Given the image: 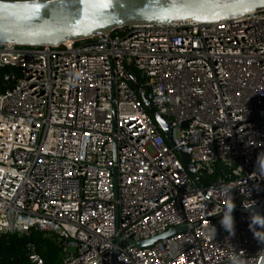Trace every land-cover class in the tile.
Segmentation results:
<instances>
[{"label": "built area", "instance_id": "obj_1", "mask_svg": "<svg viewBox=\"0 0 264 264\" xmlns=\"http://www.w3.org/2000/svg\"><path fill=\"white\" fill-rule=\"evenodd\" d=\"M0 70V236L52 235L59 264H264L243 212L264 220V9L0 45ZM187 146L192 171L175 153Z\"/></svg>", "mask_w": 264, "mask_h": 264}, {"label": "water", "instance_id": "obj_2", "mask_svg": "<svg viewBox=\"0 0 264 264\" xmlns=\"http://www.w3.org/2000/svg\"><path fill=\"white\" fill-rule=\"evenodd\" d=\"M246 8L249 10L245 11ZM263 9L264 4H253L251 0H0V45L56 47L65 42L108 35L119 28L135 29L143 25L187 21L213 23L237 19L246 12ZM132 86L146 113L165 141L171 144L170 124L153 112L137 82L133 81ZM189 152V146L175 150L182 165L192 171L194 167L189 164ZM243 212L259 223V251L262 255L264 220L260 206ZM183 230L184 227H176L145 241L127 240V243L134 248H145ZM257 264H263L261 256Z\"/></svg>", "mask_w": 264, "mask_h": 264}, {"label": "trees", "instance_id": "obj_3", "mask_svg": "<svg viewBox=\"0 0 264 264\" xmlns=\"http://www.w3.org/2000/svg\"><path fill=\"white\" fill-rule=\"evenodd\" d=\"M3 70H0V74ZM138 84L140 82L136 80ZM220 169V168H219ZM218 173H215V177ZM27 245L42 264H59L61 245L52 235L29 230L28 235L5 234L0 236V264H30Z\"/></svg>", "mask_w": 264, "mask_h": 264}, {"label": "clouds", "instance_id": "obj_4", "mask_svg": "<svg viewBox=\"0 0 264 264\" xmlns=\"http://www.w3.org/2000/svg\"><path fill=\"white\" fill-rule=\"evenodd\" d=\"M256 3L264 4V0H257ZM233 207H232V209H233ZM232 209L229 210L228 217H231L230 213H231ZM221 223L225 227L226 230H228L230 232L232 231V229H233V219H232V217H231L230 223L226 222V219L225 218H222ZM254 236H255V234H254Z\"/></svg>", "mask_w": 264, "mask_h": 264}, {"label": "snow or ice", "instance_id": "obj_5", "mask_svg": "<svg viewBox=\"0 0 264 264\" xmlns=\"http://www.w3.org/2000/svg\"><path fill=\"white\" fill-rule=\"evenodd\" d=\"M257 2V0H251V3L255 4ZM249 9H245V11H248Z\"/></svg>", "mask_w": 264, "mask_h": 264}]
</instances>
